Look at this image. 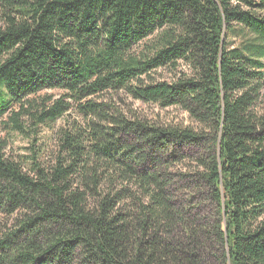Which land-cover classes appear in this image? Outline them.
Here are the masks:
<instances>
[{"label": "trees", "instance_id": "trees-1", "mask_svg": "<svg viewBox=\"0 0 264 264\" xmlns=\"http://www.w3.org/2000/svg\"><path fill=\"white\" fill-rule=\"evenodd\" d=\"M105 91L190 123L117 116ZM263 91L264 0H0V118L76 116L49 166L0 141V264H264Z\"/></svg>", "mask_w": 264, "mask_h": 264}, {"label": "rangeland", "instance_id": "rangeland-1", "mask_svg": "<svg viewBox=\"0 0 264 264\" xmlns=\"http://www.w3.org/2000/svg\"><path fill=\"white\" fill-rule=\"evenodd\" d=\"M189 67L183 62H179L175 69L169 67L159 68L150 72L149 78L146 81H161V80H174L182 73H189ZM61 91L58 90H44L41 92L40 97L45 94H52L57 97ZM264 94V91H263ZM264 100V98H263ZM98 102H104L111 106L110 113H115L126 119H140L152 123L181 122L189 124L187 113L178 106L168 108H160L158 105L152 103L142 102L135 100L122 91H105L97 98ZM16 108L11 104L8 109V114L11 110ZM4 115L0 118V141L4 143V152L7 157L20 162L24 170H30L32 167L33 150L37 152V161L41 166H49L55 157L58 146L56 141L55 132L59 126H67L72 119L76 118L75 113L71 112L67 121L57 120L55 123L39 125L38 127H31L32 133L20 134L11 131L7 123V116ZM69 120V121H68ZM79 118H77V121ZM28 126V125H27ZM11 217L0 215V230L10 225Z\"/></svg>", "mask_w": 264, "mask_h": 264}]
</instances>
